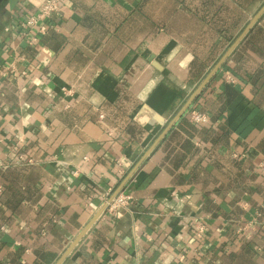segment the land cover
Masks as SVG:
<instances>
[{
  "label": "crops",
  "instance_id": "obj_1",
  "mask_svg": "<svg viewBox=\"0 0 264 264\" xmlns=\"http://www.w3.org/2000/svg\"><path fill=\"white\" fill-rule=\"evenodd\" d=\"M45 1L0 0V264H56L264 5L62 0L30 45ZM192 107L63 264H264V14Z\"/></svg>",
  "mask_w": 264,
  "mask_h": 264
},
{
  "label": "built area",
  "instance_id": "obj_2",
  "mask_svg": "<svg viewBox=\"0 0 264 264\" xmlns=\"http://www.w3.org/2000/svg\"><path fill=\"white\" fill-rule=\"evenodd\" d=\"M62 0H46L36 11L28 18L24 19L20 23L22 36L29 41L30 45H37L40 39V35L45 34L48 26L47 21L53 16V14L59 12L61 9ZM229 81H234L232 76L228 77ZM104 115H101L103 118ZM189 119L195 124H205L209 121V116L204 111L198 108H190L188 112ZM264 171V164L261 165ZM3 186L0 185V196L3 193ZM132 196L127 193H119L114 199L109 200L107 205L112 210H118L122 206L129 204ZM205 226H202L200 232H204Z\"/></svg>",
  "mask_w": 264,
  "mask_h": 264
},
{
  "label": "water",
  "instance_id": "obj_3",
  "mask_svg": "<svg viewBox=\"0 0 264 264\" xmlns=\"http://www.w3.org/2000/svg\"><path fill=\"white\" fill-rule=\"evenodd\" d=\"M264 14V5L262 8L257 12V14L253 17L251 22L248 24V26L245 28L241 36L237 39V41L233 44V46L228 50V52L222 57V59L216 64V66L211 70V72L206 76V78L202 81V83L197 87V89L192 93V95L189 97V99L185 102L181 110L178 112L177 116L173 119V121L165 128V130L160 134L158 139L155 141L154 145L147 151L141 162L137 165L134 172L139 168V166L142 164V162L150 155V153L153 151V149L156 147V145L165 137V135L168 133V131L173 127L175 122L181 118L191 107L196 98L200 95L204 87L208 84V82L211 80V78L214 76L215 73L221 68V66L224 64L227 57L231 54V52L234 50V48L240 43V41L245 37V35L253 28V26L257 23V21L261 18V16ZM134 172L128 177V179L117 189V191L112 196V199H114L124 188L126 183L129 181L131 176H133ZM108 205H106L102 210H100L93 220L86 226V228L81 232V234L74 240V242L71 244V246L66 250V252L61 256V258L56 262V264H63L64 261L67 259V257L72 253V251L77 247V245L81 242V240L84 238V236L87 234V232L91 229V227L95 224V222L98 220V218L101 216V214L104 212V210L107 208Z\"/></svg>",
  "mask_w": 264,
  "mask_h": 264
},
{
  "label": "trees",
  "instance_id": "obj_4",
  "mask_svg": "<svg viewBox=\"0 0 264 264\" xmlns=\"http://www.w3.org/2000/svg\"><path fill=\"white\" fill-rule=\"evenodd\" d=\"M4 188V187H3ZM3 191H4V189H3ZM3 194V193H2Z\"/></svg>",
  "mask_w": 264,
  "mask_h": 264
}]
</instances>
